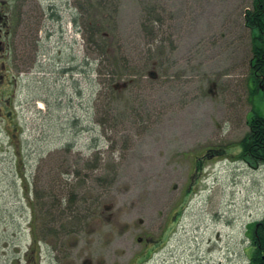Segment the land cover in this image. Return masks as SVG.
Instances as JSON below:
<instances>
[{
    "label": "rangeland",
    "instance_id": "rangeland-1",
    "mask_svg": "<svg viewBox=\"0 0 264 264\" xmlns=\"http://www.w3.org/2000/svg\"><path fill=\"white\" fill-rule=\"evenodd\" d=\"M249 9L0 0V264H250Z\"/></svg>",
    "mask_w": 264,
    "mask_h": 264
},
{
    "label": "trees",
    "instance_id": "trees-1",
    "mask_svg": "<svg viewBox=\"0 0 264 264\" xmlns=\"http://www.w3.org/2000/svg\"><path fill=\"white\" fill-rule=\"evenodd\" d=\"M100 7H103L102 2H100ZM114 8H116L114 6ZM246 25L251 28L253 34V49L256 55L254 63V75L256 74L257 67L260 66V70H263L264 73V0H253V9L246 12ZM98 29V28H97ZM262 60V67L261 62ZM260 62V64H259ZM255 78V76H254ZM251 79H253L251 77ZM262 93V91H260ZM258 93L255 91L253 95L256 96ZM256 106L251 112L252 124L251 129L252 133L242 142L244 158L252 159L253 161H262L264 159V116L260 113L254 115ZM257 119H254V117ZM255 226L254 223L250 225V229H253ZM261 229V228H259ZM261 240H264V233L260 232Z\"/></svg>",
    "mask_w": 264,
    "mask_h": 264
},
{
    "label": "flooded vegetation",
    "instance_id": "flooded-vegetation-1",
    "mask_svg": "<svg viewBox=\"0 0 264 264\" xmlns=\"http://www.w3.org/2000/svg\"><path fill=\"white\" fill-rule=\"evenodd\" d=\"M0 19L2 20V16H0ZM3 35L2 30L0 29V37ZM253 60V57H252ZM251 60V61H252ZM254 62H252L253 64ZM264 78V77H262ZM251 84H254V80L253 82L251 81ZM261 89H264V85L260 84ZM264 166V159L260 162H257L255 165L256 169H259L260 167ZM257 229L255 232V235L257 237L256 240H253V244H252V254H251V261L250 264H264V240H261L260 237V233H258L259 228H262V230L264 231V218L261 222L257 223L256 225Z\"/></svg>",
    "mask_w": 264,
    "mask_h": 264
},
{
    "label": "bare ground",
    "instance_id": "bare-ground-1",
    "mask_svg": "<svg viewBox=\"0 0 264 264\" xmlns=\"http://www.w3.org/2000/svg\"><path fill=\"white\" fill-rule=\"evenodd\" d=\"M75 25L78 26V23H77L76 21H75ZM95 32H98V29H96ZM260 77H264V76H260ZM260 77H259V78H260ZM38 105H39V108H40V109H44V108H45L44 103H43L42 101H39V104H38ZM257 162H260V161H256V163H257ZM255 165H256V164H255Z\"/></svg>",
    "mask_w": 264,
    "mask_h": 264
}]
</instances>
